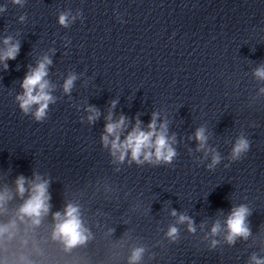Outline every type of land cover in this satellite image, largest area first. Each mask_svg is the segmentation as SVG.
<instances>
[{
    "label": "clouds",
    "instance_id": "9594fccd",
    "mask_svg": "<svg viewBox=\"0 0 264 264\" xmlns=\"http://www.w3.org/2000/svg\"><path fill=\"white\" fill-rule=\"evenodd\" d=\"M14 4L23 6L24 0H13ZM73 16L70 11L61 12L58 16V23L62 27L67 28L79 16ZM24 16L20 17L23 22ZM4 48L0 49V63L3 64L5 71L8 70L7 61L16 59L19 54L20 45L18 41H14L12 36H7L3 40ZM52 60L48 55L42 56L36 63L35 67L29 66L28 72L25 74L20 87L22 92L16 96L20 110L24 114H28L33 106L35 111L32 113L36 121H41L45 118L47 109L50 103H54L55 99L51 95L53 86L47 79L49 66ZM255 75L259 79H264V67L258 68ZM75 73H69L62 85L63 92L69 94L77 80ZM261 91H264L262 89ZM117 101L111 102V108H115ZM89 113L87 116L88 122L93 123L99 118V111L89 105L86 108ZM159 113L153 112L152 118L147 125V130L141 128V122L136 121L132 130L128 132L124 140L121 141L120 135L126 128V118L121 115L119 119L113 120L112 113L109 111L106 117V124L104 127V135L101 139L103 145L108 147L110 145L111 155L117 161L123 162L126 157L130 158V162H135L137 165L149 163L153 165H170L177 156L176 150L172 147L175 142V137L168 136L167 121L161 122L157 125ZM109 137H112L111 141ZM195 140L197 141V151H204L205 157L209 152H212L211 163L207 165L209 169H213L220 162V155L214 150L206 147L208 137L205 135L203 127L198 128L195 132ZM250 149V142L244 136H240L233 145L231 151V160L238 161ZM28 185L26 188L25 185ZM50 182L48 179L42 178L38 174H34L32 180H28L25 176L19 175L15 180L16 193L20 197H24L25 192H28V198L23 201L17 209L15 218L8 223L0 224V243L12 240L18 230V221L20 224H25L27 227H38L43 217L47 216L51 209V195L49 193ZM12 196L7 188L0 192V214L7 212L6 204ZM176 216L175 210L171 213ZM249 209L245 205L234 207L226 220L227 236L226 241L233 244L238 237L247 239L251 234L246 219L249 215ZM55 221L52 232V239L61 242L65 250H71L78 245L85 244L91 236V233L83 226L80 218V209L78 206L68 203L65 205L63 212L57 211L53 214ZM188 223V230L194 232L193 221L186 215H180L178 223ZM220 231V224L216 222L211 234L215 236ZM166 235L175 240L178 235V229L175 226H170ZM24 243H27L26 241ZM217 241H212V246L216 245ZM6 250V249H5ZM145 249L137 247L132 250L129 257V264H139L142 259ZM254 264H264V260L257 259L255 255L252 256ZM3 264H9L7 260ZM20 264H33L31 260L21 257Z\"/></svg>",
    "mask_w": 264,
    "mask_h": 264
}]
</instances>
